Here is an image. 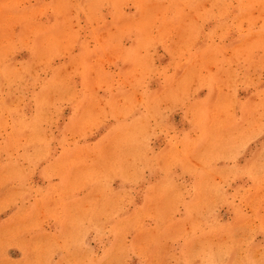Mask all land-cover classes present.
Wrapping results in <instances>:
<instances>
[{
    "label": "rangeland",
    "instance_id": "1",
    "mask_svg": "<svg viewBox=\"0 0 264 264\" xmlns=\"http://www.w3.org/2000/svg\"><path fill=\"white\" fill-rule=\"evenodd\" d=\"M0 57V264H264L258 0H0Z\"/></svg>",
    "mask_w": 264,
    "mask_h": 264
},
{
    "label": "bare ground",
    "instance_id": "2",
    "mask_svg": "<svg viewBox=\"0 0 264 264\" xmlns=\"http://www.w3.org/2000/svg\"><path fill=\"white\" fill-rule=\"evenodd\" d=\"M240 2L242 3V0H240ZM140 13H141V15H140V17L139 18H142V23H143V21H144V17H145V14H146V12L144 11V10H140ZM10 15V14H9ZM151 23H158V29L160 30V32H161V34H163V36H162V40L164 39V30H165V28H169L171 25L169 24V23H166V22H163V21H159V20H156V21H153V20H151V18H149L148 17V19L147 20H145L144 21V25H146V26H150V24ZM53 25H55V22H53L52 23V26ZM48 26V25H47ZM33 27V26H32ZM31 27V28H32ZM50 29V28H49ZM51 31V30H50ZM189 36L191 37V33H189ZM39 38V37H38ZM100 38V37H99ZM36 40H37V38H36ZM35 40V41H36ZM208 40V39H207ZM149 40H147V39H143V40H140V38H138V41L137 40H135L134 42H133V45L134 46H136L137 45V47L138 46H142L143 45V43L144 42H148ZM209 41V40H208ZM25 43V42H24ZM44 43H45V41H44ZM150 43V42H149ZM157 43H159V42H157ZM152 44V43H151ZM24 45V44H23ZM37 45V44H36ZM46 45V44H45ZM39 48H41V47H39ZM168 48V47H167ZM46 50V49H45ZM51 52V51H50ZM174 52V51H173ZM126 53H128V54H130V55H132V52L131 51H128V52H126ZM175 53V52H174ZM27 54H29V53H27ZM80 54V53H79ZM78 54V55H79ZM258 54V53H257ZM8 55V54H7ZM10 55V54H9ZM149 55V54H148ZM38 56V55H37ZM53 56V55H52ZM72 56V55H71ZM151 56V55H150ZM255 57V56H254ZM5 58V57H4ZM72 58V57H71ZM77 58V57H76ZM0 59H1V57H0ZM26 59V58H25ZM35 59V58H34ZM97 59V58H96ZM102 60H103V58H101ZM113 59H114V57H113ZM2 60V59H1ZM49 60V59H48ZM153 60V59H152ZM254 60H255V58H254ZM44 61V60H43ZM148 61V60H147ZM223 61V60H222ZM19 62V61H18ZM34 62V61H33ZM33 62L31 63V64H33ZM45 62V61H44ZM49 62V61H48ZM48 62H46L47 64H48ZM51 62V61H50ZM43 63V62H42ZM149 63V62H148ZM192 63V62H191ZM46 64V65H47ZM151 64V63H150ZM46 65H44L45 67H46ZM59 65V64H58ZM210 66V65H209ZM39 67V66H38ZM37 67V68H38ZM53 67H54V65H53ZM56 67V66H55ZM213 67V66H212ZM244 67V66H243ZM5 73H8V72H11L12 71V65L10 64V63H7V62H5V63H3L2 65H1V67H0ZM40 68V67H39ZM38 68V69H39ZM42 68H44V67H42ZM47 68V67H46ZM147 68V67H146ZM148 68H149V66H148ZM31 69H33V68H31ZM62 69V68H61ZM131 69V68H130ZM57 71H59V70H57ZM239 71V70H238ZM33 72V71H32ZM242 72V71H241ZM51 73V72H50ZM58 73V72H57ZM205 73V72H204ZM204 73L202 74V75H204ZM32 74V73H31ZM30 74V75H31ZM60 74V73H59ZM147 74V73H146ZM172 74V73H171ZM170 74V75H171ZM245 74V73H244ZM247 74V73H246ZM47 76H48V74H46ZM224 75V74H223ZM240 75H242V74H240ZM47 76H46V78H47ZM54 76V75H53ZM206 76V75H205ZM56 78V77H55ZM201 78V77H200ZM43 79V78H42ZM207 79V78H206ZM5 80V79H4ZM29 80V79H28ZM33 80H34V77H33ZM39 80V79H38ZM49 80H51L50 78H49ZM144 80V79H143ZM248 80V79H247ZM6 81V80H5ZM65 81H67V80H65ZM164 81V80H163ZM174 81V80H173ZM202 81V80H201ZM205 81V80H204ZM23 82V81H22ZM40 82V81H39ZM46 82H47V80H46ZM49 82V81H48ZM96 82V81H95ZM116 82H118V81H116ZM122 82H124V80L122 81ZM138 82V81H137ZM172 82V81H171ZM176 82V81H175ZM206 82V81H205ZM205 82H203V84H205ZM229 82H230V80H229ZM4 83V82H3ZM73 83V82H72ZM136 83V82H135ZM247 83H248V81H247ZM246 83V84H247ZM81 84V83H80ZM160 84V83H159ZM166 84H168V83H166ZM170 84V83H169ZM172 84V83H171ZM170 84V85H171ZM16 85V84H15ZM42 85V84H41ZM65 85H67V83L65 84ZM129 85V84H128ZM175 85V84H174ZM207 85V84H206ZM239 85V84H238ZM28 85H26V87H27ZM45 86H46V84H45ZM45 86H42V90H43V87H45ZM124 86V85H123ZM18 87V86H17ZM16 87V88H17ZM31 87H33V86H31ZM36 87V86H35ZM41 87V86H40ZM50 87V86H49ZM65 87V86H64ZM80 87V86H79ZM106 87V86H105ZM148 87V86H147ZM220 87V86H219ZM229 87V86H228ZM30 88V87H29ZM145 88V87H144ZM192 88V87H191ZM208 88V87H207ZM224 88H225V86H224ZM248 88V87H247ZM31 89V88H30ZM50 89V88H49ZM59 89V88H58ZM210 89V88H209ZM221 89V88H220ZM222 89H223V85H222ZM228 89V88H227ZM259 89V88H258ZM261 89V88H260ZM138 90H139V88H138ZM148 90V89H147ZM157 90V89H156ZM160 90H163V89H160ZM226 90V89H225ZM248 90V89H247ZM66 91V90H65ZM197 91V90H196ZM199 91V90H198ZM197 91V92H198ZM212 91V90H211ZM31 92V91H30ZM51 92V91H50ZM147 92V91H146ZM187 92H188V90H187ZM196 92V93H197ZM218 92V91H217ZM216 92V93H217ZM250 92H252V91H250ZM249 92V93H250ZM153 93V92H152ZM155 93V92H154ZM163 93V92H162ZM195 93V92H194ZM193 93V94H194ZM261 93V92H260ZM14 95H15V91H14V93H13ZM66 94V93H65ZM140 94V93H139ZM147 94V93H146ZM218 94V93H217ZM49 95V94H48ZM141 95V94H140ZM147 95H149V94H147ZM155 95H158V94H155ZM249 95V94H248ZM38 96H40V95H38ZM185 96V95H184ZM192 96V95H191ZM190 96V97H191ZM202 96V95H201ZM16 97V96H15ZM140 97H144V96H140ZM159 97H160V95H159ZM183 97V96H182ZM189 97V98H190ZM260 97V96H259ZM152 98V97H151ZM154 98V97H153ZM188 98V99H189ZM191 98H193V97H191ZM206 97H205V95H204V99H205ZM29 99V98H28ZM33 99V98H32ZM138 99V98H137ZM142 99V98H141ZM150 99V98H149ZM180 99V98H179ZM178 99V100H179ZM195 99V98H194ZM241 99V98H240ZM250 101H252L251 99V97H249L248 98ZM15 100H16V98H15ZM70 100V99H69ZM187 100V99H186ZM190 100V99H189ZM188 100V101H189ZM195 100H197V99H195ZM194 100V101H195ZM17 101V100H16ZM115 101V100H114ZM142 101V100H141ZM151 101V100H150ZM184 101H185V99H184ZM183 101V102H184ZM187 101V102H188ZM240 101V100H239ZM243 101V100H242ZM254 101V100H253ZM52 102V101H51ZM85 102V101H84ZM83 102V103H84ZM103 102V101H102ZM148 102V101H147ZM186 102V101H185ZM184 102V103H185ZM196 102H198V101H196ZM233 102H235V105H237V106H239V104L237 103V101L233 98L232 99V102L231 103H233ZM30 103H32V102H30ZM149 103V102H148ZM151 104H152V102H150ZM168 103V102H167ZM192 103V102H191ZM250 104H251V102H249ZM14 105H15V103H13ZM21 104V103H20ZM64 104V103H63ZM79 104V109H82V107L81 106H83V105H81L80 103H78ZM97 104V103H96ZM186 104V103H185ZM5 105V102L4 101H2V102H0V107H3ZM87 105V104H86ZM190 105V104H189ZM211 105H213L212 103H211ZM30 106V105H29ZM75 106H77V105H75ZM74 106V107H75ZM102 106V105H101ZM144 106V105H143ZM161 106L163 107V105L161 104ZM251 106V105H250ZM253 106V105H252ZM81 107V108H80ZM150 107V106H149ZM57 108V107H56ZM89 108V107H88ZM136 108V107H135ZM145 107H143V109H144ZM148 108V107H147ZM234 108V107H233ZM241 108V107H240ZM239 108V109H240ZM34 109V108H33ZM35 109H36V107H35ZM44 109H45V107H44ZM79 109H76V110H74L73 112H74V115H75V112H76V114H77V111L79 110ZM83 109H84V107H83ZM103 109V108H102ZM101 109V110H102ZM129 109H131V108H129ZM132 109H134V107H132ZM149 109V108H148ZM179 109V108H178ZM248 109V108H247ZM150 111H151V109H149ZM164 110H166L167 111V109H164ZM163 110V111H164ZM169 110V109H168ZM189 110V109H188ZM251 110V109H250ZM249 110V111H250ZM17 111V109L16 108H11V112H12V114L13 115H15V112ZM106 111H107V109H106ZM105 111V112H106ZM129 111H131V110H129ZM138 111V110H137ZM136 111V112H137ZM143 111H145V110H143ZM149 111V112H150ZM153 111V110H152ZM248 111V112H249ZM59 112V111H58ZM72 112V113H73ZM82 112V111H81ZM84 112V111H83ZM104 112V113H105ZM142 112V111H141ZM242 112V111H241ZM241 112H239V114H241ZM31 113V112H30ZM138 113V112H137ZM137 113H135V114H137ZM151 113V112H150ZM166 113V112H165ZM231 113V112H230ZM235 113H236V111H235ZM49 114V113H48ZM81 114V113H80ZM103 113H101V115H102ZM107 114H109L108 113V111H107ZM147 115H150L148 112L146 113ZM163 114V113H162ZM179 114V113H178ZM82 115H83V113H82ZM121 115V114H120ZM127 115V114H126ZM144 115H145V112H144ZM181 115V114H180ZM187 115V114H186ZM208 115V114H207ZM55 116V115H54ZM57 116V115H56ZM115 116V115H114ZM128 116V115H127ZM156 116V115H155ZM154 116V117H155ZM242 116H243V114H242ZM244 116H245V114H244ZM80 117H81V115H80ZM79 117V118H80ZM83 117V116H82ZM102 117V116H101ZM100 117V118H101ZM124 117V116H123ZM149 117V116H148ZM156 117H158V116H156ZM247 117V116H246ZM250 117V116H249ZM48 118V117H47ZM116 118H118V117H116ZM139 118V117H138ZM150 118V117H149ZM199 117H196V118H194L193 119V121L192 122H194V120L195 119H198ZM230 118V117H229ZM84 119V118H83ZM106 119H107V117H106ZM124 119V118H123ZM131 119V118H130ZM147 119V118H146ZM232 119V118H231ZM235 119H237V118H235ZM243 119V118H242ZM46 120H48V119H46ZM122 120V119H121ZM139 120V119H138ZM137 120V121H138ZM189 120V119H188ZM192 120V119H191ZM241 119H239V121H240ZM95 121H97V120H95ZM99 121V120H98ZM108 122L110 121V120H107ZM140 121V120H139ZM143 121V120H142ZM157 121V120H156ZM197 121H199V120H197ZM244 121V120H243ZM49 122V121H48ZM130 122V121H129ZM141 122V121H140ZM73 122H71V124H72ZM87 123V122H86ZM98 123V122H97ZM115 123V122H114ZM124 123V122H123ZM195 123V122H194ZM205 123V122H204ZM243 123V122H242ZM242 123H240L239 124V122H238V120H234V126L236 127L235 129L231 126V123L229 122V121H225V122H223V123H220V124H217V125H215V127L217 126V131H220V132H225V134H239V133H241V134H247V133H245L244 131H245V127L243 126V125H241ZM256 123V122H255ZM107 124H109V123H107ZM125 124H127V123H125ZM137 124V123H136ZM152 124V123H151ZM155 124V123H154ZM157 124H158V121H157ZM190 124V123H189ZM210 124V123H209ZM208 124V125H209ZM244 124V123H243ZM46 125V124H45ZM57 125V124H56ZM110 125V124H109ZM135 125V124H134ZM156 125V124H155ZM154 125V126H155ZM163 125V127H164V124H162ZM188 125V124H187ZM202 125V124H201ZM207 125V126H208ZM43 126H44V124H43ZM112 126V125H111ZM126 126V125H125ZM130 126V125H129ZM190 126V125H189ZM8 127V126H7ZM10 127V126H9ZM59 127V126H58ZM106 127L108 128V127H110V126H108V125H106ZM118 127V126H117ZM159 127V126H158ZM201 127V126H200ZM204 127H205V125H203L202 126V128L204 129ZM209 127H211V126H209ZM61 128V127H60ZM112 128V127H111ZM128 129H129V127H127ZM46 129H48V128H46ZM82 129V128H81ZM194 129V128H193ZM202 129V132L205 134V132L206 131H204ZM1 130V129H0ZM62 130V129H61ZM64 130H65V128H64ZM83 130V129H82ZM112 130H114V129H112ZM123 130H124V127L122 126V127H118L117 129H115L114 131H115V134H117V132H119L118 134H123ZM188 129H186V131H187ZM208 130V129H207ZM209 130H211V131H208L207 132V134L209 133H211V132H213L214 134H222V133H219V132H217V131H214V130H212V129H209ZM49 131V130H48ZM126 131H128V130H126ZM148 131H150L149 129H148ZM175 131V130H174ZM189 131V130H188ZM192 131V130H191ZM190 131V132H191ZM200 131H201V128H200ZM154 132V131H153ZM185 132V131H184ZM198 132V131H197ZM31 133V132H30ZM80 133V132H79ZM83 133V132H82ZM176 133V132H175ZM185 133H187V132H185ZM62 134V133H61ZM63 134H64V132H63ZM73 134V133H72ZM106 134H108V133H106ZM114 134V135H115ZM144 134V133H143ZM151 134V133H150ZM189 134V133H188ZM193 134V133H192ZM13 135V134H12ZM76 135V134H75ZM84 135V134H83ZM87 135V134H86ZM110 135V134H109ZM113 135V134H112ZM112 135H110V137L112 136ZM194 135V134H193ZM105 137H106V135H104ZM138 136V135H137ZM144 136V135H143ZM148 136V135H147ZM147 136H146V138H147ZM184 136V135H183ZM187 136V135H186ZM195 136V135H194ZM82 137V136H81ZM88 137V136H87ZM109 137V138H110ZM145 137V136H144ZM143 137V138H144ZM231 137V136H230ZM248 137V136H247ZM107 138V137H106ZM109 138H107L108 140H109ZM137 138H141V137H137ZM201 138V137H200ZM206 138H208V137H206ZM152 139V138H151ZM205 139V138H204ZM209 139V138H208ZM138 140V139H137ZM141 140V139H140ZM147 140V139H146ZM175 140V139H174ZM231 143L230 144H234V143H236L237 142V136H232L231 137ZM89 141V140H88ZM135 141V140H134ZM199 141V140H198ZM207 141V140H206ZM205 141V142H206ZM58 142V141H57ZM81 142V141H80ZM97 142V141H96ZM138 142V141H137ZM173 142V141H172ZM188 142H189V140H188ZM204 142V143H205ZM220 142V139H217V142H216V144H218ZM125 143H126V138L125 137H123L122 138V144L123 145H125ZM146 143V142H145ZM176 143H177V141H176ZM179 143V142H178ZM177 143V144H178ZM143 144V143H142ZM174 144H175V142H174ZM42 145H44V144H42ZM181 145V144H180ZM204 145H206V144H204ZM203 145V146H204ZM129 146V145H128ZM134 146V145H133ZM130 147H131V145H130ZM141 147V146H140ZM143 147V146H142ZM176 147H178V146H176ZM124 148V147H123ZM197 148V147H196ZM245 148V147H244ZM11 149V148H10ZM45 149V148H44ZM145 149V148H144ZM143 149V150H144ZM155 149V148H154ZM182 149H183V147L181 148V152H183L182 151ZM185 149V148H184ZM183 149V150H184ZM90 150V149H89ZM128 150V149H127ZM126 150V151H127ZM170 150V149H169ZM188 150H189V148H188ZM96 151V150H95ZM94 151V152H95ZM171 151V150H170ZM196 151H198V150H196ZM60 152H61V150H60ZM155 152V151H154ZM184 152H186V150L184 151ZM46 153V152H45ZM78 154V153H77ZM86 154V153H85ZM185 154V153H184ZM4 155V154H3ZM81 155V154H80ZM150 155V154H149ZM218 155H220V154H218ZM95 156V155H94ZM61 158V157H60ZM219 158H221V157H219ZM129 159V158H128ZM134 159V158H133ZM222 159V158H221ZM224 159V158H223ZM154 161H155V158H154ZM227 161H229V160H227ZM224 162V161H223ZM94 163V162H93ZM226 163V162H225ZM248 164H249V162H248ZM144 165V164H143ZM199 166V165H198ZM203 166V165H202ZM44 167V166H43ZM146 167V166H145ZM223 167V166H222ZM118 168V167H117ZM119 168H121V167H119ZM142 169H143V167H141ZM209 168V167H208ZM103 169V168H102ZM173 169V168H172ZM204 169V168H203ZM207 169V168H206ZM205 169V170H206ZM110 171V170H109ZM208 171V170H207ZM119 172V171H118ZM210 172V171H209ZM156 173V172H155ZM158 173V172H157ZM211 173V172H210ZM167 174H168V172H167ZM170 174V173H169ZM168 174V175H169ZM183 174V173H182ZM114 175H116V174H114ZM122 175V174H121ZM165 175V174H164ZM213 175H214V173H213ZM118 176H119V174H118ZM167 176V175H166ZM165 176V177H166ZM113 177V176H112ZM165 177H164V179H165ZM76 178V177H75ZM176 178V177H175ZM60 179V178H59ZM122 179V178H121ZM159 179V178H158ZM167 179H168V177H167ZM177 179V178H176ZM221 179V178H220ZM228 179V178H227ZM160 180V179H159ZM166 180V179H165ZM125 181V180H124ZM156 181H158V180H156ZM168 181H171V179H169ZM165 182H167V180L165 181ZM177 182V181H176ZM61 183V182H60ZM163 183V182H162ZM168 183V182H167ZM100 184V183H99ZM113 184V183H112ZM161 184V183H160ZM166 184V183H165ZM171 184V183H170ZM178 184V183H177ZM125 185V184H124ZM169 185V184H168ZM173 186H174V184H172ZM193 185V184H192ZM166 185H164V187H165ZM171 186V185H170ZM180 186V185H179ZM146 187V186H145ZM167 187V186H166ZM169 187V186H168ZM172 187V186H171ZM174 188V190H175V187H173ZM168 189H171V188H167V190ZM163 190H166V189H163ZM162 190V191H163ZM117 191H118V189H117ZM116 191V192H117ZM173 190H171V192H172ZM61 192V191H60ZM114 192V191H113ZM115 192V193H116ZM112 193V192H111ZM162 193V192H161ZM169 194V193H168ZM53 195H55V193H53ZM173 195V194H172ZM175 195V194H174ZM109 197V196H108ZM115 197V196H114ZM110 198V197H109ZM127 198V197H126ZM143 198V197H142ZM110 201V200H109ZM229 201V200H228ZM121 203V202H120ZM137 207V206H136ZM117 213V212H116ZM116 213L115 214H113L114 216L116 215ZM127 213V212H126ZM136 213V212H135ZM117 215H118V213H117ZM116 215V216H117ZM126 216L128 215V214H125ZM115 218V217H114ZM113 218V219H114ZM117 218V217H116ZM126 218V217H125ZM117 220H119L118 218H117ZM115 221V220H114ZM203 224V223H202ZM206 225V224H205ZM116 231V230H115ZM205 231V230H204ZM4 232V231H3ZM190 232V231H189ZM188 232V233H189ZM117 233V232H116ZM206 234V233H205ZM211 235V234H210ZM223 236V235H222ZM2 242V241H1ZM1 242H0V244H1ZM221 242V241H220ZM3 244V243H2ZM236 249V248H235ZM251 249V248H250ZM184 250V249H183ZM256 251V250H255ZM259 251V250H258ZM259 254V253H258ZM256 255V254H255ZM25 258V257H24ZM256 258V257H255ZM255 258H253V259H255ZM235 259V258H234Z\"/></svg>",
    "mask_w": 264,
    "mask_h": 264
},
{
    "label": "clouds",
    "instance_id": "3",
    "mask_svg": "<svg viewBox=\"0 0 264 264\" xmlns=\"http://www.w3.org/2000/svg\"><path fill=\"white\" fill-rule=\"evenodd\" d=\"M261 5H264V0H258Z\"/></svg>",
    "mask_w": 264,
    "mask_h": 264
}]
</instances>
